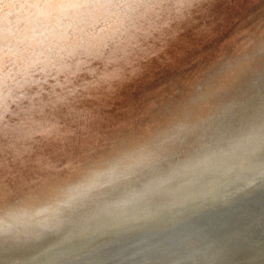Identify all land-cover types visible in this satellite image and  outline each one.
<instances>
[{"label":"bare ground","instance_id":"6f19581e","mask_svg":"<svg viewBox=\"0 0 264 264\" xmlns=\"http://www.w3.org/2000/svg\"><path fill=\"white\" fill-rule=\"evenodd\" d=\"M142 150L148 167L46 226L0 235V264H125L115 246L91 252L70 238L125 191L214 152L233 165L222 180L259 172L264 0H0V216ZM236 207L256 251L214 264H264V180ZM236 215L219 208L196 222L220 231Z\"/></svg>","mask_w":264,"mask_h":264},{"label":"clouds","instance_id":"9594fccd","mask_svg":"<svg viewBox=\"0 0 264 264\" xmlns=\"http://www.w3.org/2000/svg\"><path fill=\"white\" fill-rule=\"evenodd\" d=\"M10 7L5 4L4 10ZM57 7L71 10L74 6ZM228 156L227 151L214 152L202 160L154 174L141 187L127 190L108 203V215L95 228L70 239L91 252L115 246L125 254V264H214L222 254L254 253L252 225L243 210L236 207V198L264 180V166H259V172L247 169L245 176L228 182L220 178L222 170H232ZM151 162V154L142 150L90 171L52 202L11 209L0 216V235L14 238L46 226L97 190L126 180ZM207 173L214 174L213 178L200 183ZM219 208L234 209L235 221L221 225L220 231L196 222Z\"/></svg>","mask_w":264,"mask_h":264}]
</instances>
